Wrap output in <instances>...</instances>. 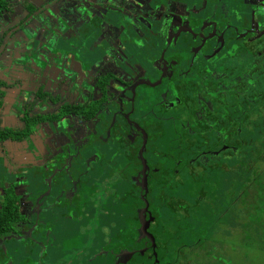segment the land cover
Masks as SVG:
<instances>
[{
  "label": "flooded vegetation",
  "instance_id": "obj_1",
  "mask_svg": "<svg viewBox=\"0 0 264 264\" xmlns=\"http://www.w3.org/2000/svg\"><path fill=\"white\" fill-rule=\"evenodd\" d=\"M64 1H50L58 23L23 50L35 59L22 66L11 15L0 9V264H88L87 251L69 261L60 253L72 233L87 239L96 201L109 207L111 247L89 255L154 261L141 236L156 222L152 184L177 183L184 161L195 170L219 156L216 117L232 99L208 91L236 97L262 87L264 0ZM239 54L255 64L244 75ZM189 143L188 158L178 157ZM227 147L222 141L220 152ZM168 166L176 179L161 173ZM118 218L138 233L122 253L112 241Z\"/></svg>",
  "mask_w": 264,
  "mask_h": 264
},
{
  "label": "trees",
  "instance_id": "obj_2",
  "mask_svg": "<svg viewBox=\"0 0 264 264\" xmlns=\"http://www.w3.org/2000/svg\"><path fill=\"white\" fill-rule=\"evenodd\" d=\"M229 99L224 105L229 112L216 117L215 132L224 134L214 138L219 156L212 154V166L203 168L201 178L192 175L200 185L183 180L179 189L177 183L151 186L159 264H253L264 256V81L257 91ZM222 141L228 146L225 153L219 150ZM191 144L179 146L191 150ZM173 171L168 166L161 173L170 177ZM179 173L188 174L185 169ZM167 186L174 192L167 195ZM137 237L119 218L114 250L126 252L122 246ZM147 254L136 253L132 264H155ZM95 262L88 255V264Z\"/></svg>",
  "mask_w": 264,
  "mask_h": 264
},
{
  "label": "rangeland",
  "instance_id": "obj_3",
  "mask_svg": "<svg viewBox=\"0 0 264 264\" xmlns=\"http://www.w3.org/2000/svg\"><path fill=\"white\" fill-rule=\"evenodd\" d=\"M248 67H255V64H253L246 56H244L243 54H239L238 55V58H237V69L238 71H242V74L244 75L243 71L245 69H248ZM228 79L230 80H233V76H230ZM226 81V80H225ZM213 82H217V81H213ZM225 85V84H224ZM219 86L217 87L216 91L213 92V91H208L206 97H209V98H212L213 95H219V94H223V96H225L226 98H229L231 97L234 93L233 91H230V90H224L223 88L222 89H218ZM207 100V99H206ZM226 100H230V99H226ZM219 117V116H217ZM215 126H217V124H215ZM167 128L169 126H166ZM214 135V134H213ZM183 151V152H181ZM178 153V157H183L185 159L188 158V155L190 154L189 153V149L185 148L182 146V149L181 150H177L175 151ZM191 154H194V155H199L198 152H193ZM188 161H184V165L182 168V171H187V173L190 175H186V178H184L185 176V173L183 174H180L179 175V180L177 182L178 185L177 188L179 189V184L185 180V182L188 181V184L189 182L192 183L193 185H200V180L197 179V177H194L192 178V175L193 174H196L197 176H199V178H201V175L205 172H203V168L204 167H211L212 166V162L210 161V166H207L205 165L204 166V163L200 162L199 163V167L195 170H192V169H189L188 166L186 165ZM203 172V173H202ZM176 172L175 173H172V176H171V179L174 180L176 179ZM174 192L173 190V187L171 186H167V195L170 193V192ZM95 204L97 205L99 211H97L94 215H93V219L92 221L89 223V228H88V231H87V239H84L83 241L80 239V237H78L76 235V233H72V241L71 242H66L68 244V246H66L65 250H62V253H60L62 255L63 258H60V259H67L68 261L72 258L73 260L76 259V256L77 254H84V256L86 255V251H87V255H89L91 252L92 249H95V248H100V247H104L106 249L110 248L111 245L109 244V241H110V228H108V222L105 218L110 214V211H109V207H106L104 206V203L101 202V201H96ZM128 209L130 210V213H131V209H132V205H129ZM123 210H124V207H123ZM120 214L122 213V210L119 211ZM74 221H72L71 223H73ZM116 223H119V218L115 220V223L112 224V227H114V225H116ZM103 225V227L105 228H100V229H97V227H101ZM65 239L67 240L68 237H65ZM105 241V244H101V245H95L94 243L96 241ZM85 248V249H84ZM83 249H84V252H83ZM71 250H76V251H73V253L71 254V257H67V254L69 252H71ZM52 253V252H51ZM28 259V257H25L24 260H23V264H25V260ZM74 262V261H73ZM113 263V261H112ZM15 264H18V258L16 259V263ZM30 264V263H29ZM51 264H55L53 262H51ZM96 264H107V262H105V260L103 258L99 259ZM115 264V263H114ZM253 264H264V256L262 255H259L257 257H255V261L253 262Z\"/></svg>",
  "mask_w": 264,
  "mask_h": 264
},
{
  "label": "water",
  "instance_id": "obj_4",
  "mask_svg": "<svg viewBox=\"0 0 264 264\" xmlns=\"http://www.w3.org/2000/svg\"><path fill=\"white\" fill-rule=\"evenodd\" d=\"M40 2V0H37ZM41 4H36L33 0H20L19 2H9L8 0H0V9L7 11L11 15V22L10 27L15 28V32L18 36L16 38V45L15 47L18 49L19 54L21 55L20 59L17 60V63H19L22 66L23 64H30V60H34L35 57H26L27 51L23 52L24 49H26L30 43H32L39 32L43 31V27L46 30H51L52 28V22L57 25L58 21H54L51 19V17L48 15V12L50 11L49 3L51 0H41ZM64 3L65 1L62 0ZM55 4H59L58 0H53L52 6ZM26 8V12L28 13L27 16L31 15V17L25 19L26 17L20 16V12ZM45 10V11H44ZM45 12V14L40 15L42 12ZM73 15L75 14L74 10H71ZM78 13V11H76ZM3 16L2 12L0 13V17ZM88 23H90L88 21ZM42 26V27H41ZM20 36V38H19ZM21 36H23L26 39V42H22ZM22 50V51H21ZM25 55V56H24ZM22 59V61H21ZM43 105V102L41 103ZM149 208V205L147 204L146 209L144 212H147ZM150 224L148 222L145 226L143 224V227L141 229V236H147L149 237L151 243H152V249H153V255L155 257V264H159L158 256L156 253L157 245L154 237L152 235H149L147 233V227ZM132 255L131 253H127ZM122 255V254H121Z\"/></svg>",
  "mask_w": 264,
  "mask_h": 264
}]
</instances>
